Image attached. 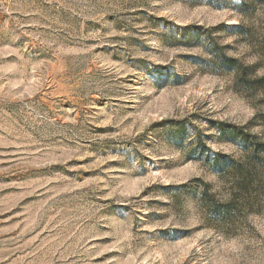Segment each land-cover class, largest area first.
<instances>
[{
	"label": "rangeland",
	"instance_id": "obj_1",
	"mask_svg": "<svg viewBox=\"0 0 264 264\" xmlns=\"http://www.w3.org/2000/svg\"><path fill=\"white\" fill-rule=\"evenodd\" d=\"M263 37L259 0H0V264H215L220 235L264 264V184L217 230L198 192L230 181L188 158H240L211 122L264 143L263 96L208 64L260 76Z\"/></svg>",
	"mask_w": 264,
	"mask_h": 264
},
{
	"label": "trees",
	"instance_id": "obj_2",
	"mask_svg": "<svg viewBox=\"0 0 264 264\" xmlns=\"http://www.w3.org/2000/svg\"><path fill=\"white\" fill-rule=\"evenodd\" d=\"M239 8L244 10L245 5L241 4ZM213 48L214 58L208 62L210 68L217 73L231 75L232 87L245 97L251 98L260 93L264 102V73L257 75L256 66H247L225 55L216 44H213ZM261 50L264 56V37ZM209 126L218 134V139L237 144L241 151L240 158L236 159L212 151L204 142L208 138L205 135L191 141L193 148L188 158L204 160L219 179L230 181L231 196L226 202L217 200L206 183H201L196 200L206 214L207 222L221 230L234 223L238 209L247 206L252 189L257 190L264 184V143L242 127L222 122H211Z\"/></svg>",
	"mask_w": 264,
	"mask_h": 264
},
{
	"label": "clouds",
	"instance_id": "obj_3",
	"mask_svg": "<svg viewBox=\"0 0 264 264\" xmlns=\"http://www.w3.org/2000/svg\"><path fill=\"white\" fill-rule=\"evenodd\" d=\"M218 177L212 176L211 180H207L206 182H214L217 181ZM219 190V185L212 189V192H216ZM230 199L229 193H224L222 196V200L226 202ZM218 255L215 260V264H236V259L243 253L247 246L248 240L242 235L229 236L226 237L224 235L218 236Z\"/></svg>",
	"mask_w": 264,
	"mask_h": 264
}]
</instances>
